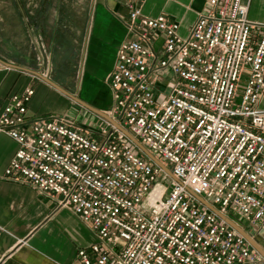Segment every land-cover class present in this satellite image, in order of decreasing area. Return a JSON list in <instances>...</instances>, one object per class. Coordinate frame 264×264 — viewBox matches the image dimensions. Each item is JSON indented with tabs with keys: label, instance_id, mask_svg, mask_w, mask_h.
<instances>
[{
	"label": "built area",
	"instance_id": "built-area-1",
	"mask_svg": "<svg viewBox=\"0 0 264 264\" xmlns=\"http://www.w3.org/2000/svg\"><path fill=\"white\" fill-rule=\"evenodd\" d=\"M126 5L105 114L170 173L102 116L94 127L76 114L29 117L26 86L0 97V132L17 144L5 176L90 226L76 264H264L202 202L245 221L264 248V22L243 0H206L181 36L175 20Z\"/></svg>",
	"mask_w": 264,
	"mask_h": 264
},
{
	"label": "crops",
	"instance_id": "crops-1",
	"mask_svg": "<svg viewBox=\"0 0 264 264\" xmlns=\"http://www.w3.org/2000/svg\"><path fill=\"white\" fill-rule=\"evenodd\" d=\"M128 1L145 15L163 14L175 20L181 36L206 7V0H0V25L20 29L15 40L7 39L16 44L0 50V97L31 86L34 93L27 104L29 117L74 110V104L98 116L39 77L37 71L29 74L30 69L11 61L21 56L19 43L27 27L33 36L36 34V43L43 38L49 58L58 49L79 58L73 96L106 112L112 99L105 78L118 45L127 36ZM243 1L247 2L249 20L264 22V0ZM259 105L264 106V93ZM16 147L11 137L0 132V264H76L77 250L95 241L93 230L70 207L58 206L50 194L5 176L4 169ZM231 221L248 234L245 221ZM251 239L264 251L257 237Z\"/></svg>",
	"mask_w": 264,
	"mask_h": 264
},
{
	"label": "rangeland",
	"instance_id": "rangeland-1",
	"mask_svg": "<svg viewBox=\"0 0 264 264\" xmlns=\"http://www.w3.org/2000/svg\"><path fill=\"white\" fill-rule=\"evenodd\" d=\"M27 13L28 12H26V14ZM17 30L20 29H17L15 26L0 25V50L4 46L16 44L14 42L9 43L7 39L15 40L17 36ZM24 31L25 32L22 38L21 35H19V39L21 38L19 43L21 56L11 59V61L16 64H21L27 69H30L32 72H29V74H32L33 72L35 74L37 71V75L39 77L44 76L48 78L52 82L58 84L60 87L67 89L70 94L75 96L76 92L73 90V84L78 80V73L80 69L78 64L79 58L75 57L72 52L64 54L59 49L58 51L54 50L51 57L49 58L47 44L42 42L43 38L40 36L41 38H38L36 43V34L33 36L27 27L24 28ZM240 83V88H242L244 79H242ZM73 106L74 110L70 109L67 112L58 113H68L69 115L76 114L79 123L88 127H94L100 122V119L97 115L87 111L77 104H74ZM137 149L140 153L145 155L138 147ZM230 214L233 215L232 213Z\"/></svg>",
	"mask_w": 264,
	"mask_h": 264
},
{
	"label": "water",
	"instance_id": "water-1",
	"mask_svg": "<svg viewBox=\"0 0 264 264\" xmlns=\"http://www.w3.org/2000/svg\"><path fill=\"white\" fill-rule=\"evenodd\" d=\"M9 65V64H7ZM36 73V72H35ZM43 79H45L50 85H52L54 88H56L57 90H59L60 92L70 96L71 98H74L75 100H77L78 102H80L81 104H83L84 106H86L87 108H89L90 110L94 111L96 114H98L99 116H102L108 120H110L120 131H122L125 136L134 144L136 145L150 160H152L154 163H156L157 165H159L163 170H165L166 172H169V169L164 166L158 159H156L149 151H147L126 129L122 128L121 126H119L117 123H115L114 121H112L103 111L97 110L91 106H89L88 104L84 103L83 101H81L80 99L74 97L73 95H71L69 92H67L66 90H64L62 87H60L58 84L52 82L51 80H49L48 78L42 76ZM202 201V200H201ZM203 204L205 206H207L209 209L213 210L218 216H220L223 220H225L231 227H233L234 229H236L238 232H240V234H242L251 244L252 246L261 254L264 255V251L259 247V245L257 243H255L251 237L244 232L239 226H237L233 221H231L229 218H227L226 216L220 214L213 206H211L210 204L202 201Z\"/></svg>",
	"mask_w": 264,
	"mask_h": 264
}]
</instances>
